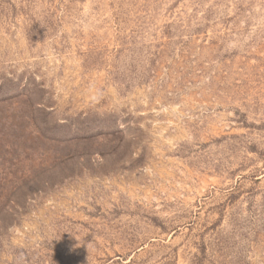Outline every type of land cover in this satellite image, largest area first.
Listing matches in <instances>:
<instances>
[{
    "label": "rangeland",
    "instance_id": "374dc122",
    "mask_svg": "<svg viewBox=\"0 0 264 264\" xmlns=\"http://www.w3.org/2000/svg\"><path fill=\"white\" fill-rule=\"evenodd\" d=\"M0 264H264V0H0Z\"/></svg>",
    "mask_w": 264,
    "mask_h": 264
}]
</instances>
